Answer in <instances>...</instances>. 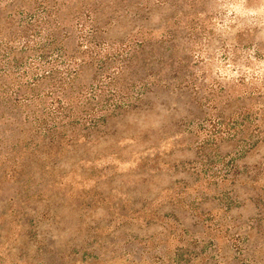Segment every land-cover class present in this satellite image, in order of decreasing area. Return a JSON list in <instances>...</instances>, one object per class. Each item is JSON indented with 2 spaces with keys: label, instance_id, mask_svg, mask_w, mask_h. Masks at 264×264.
Here are the masks:
<instances>
[{
  "label": "rangeland",
  "instance_id": "rangeland-1",
  "mask_svg": "<svg viewBox=\"0 0 264 264\" xmlns=\"http://www.w3.org/2000/svg\"><path fill=\"white\" fill-rule=\"evenodd\" d=\"M62 2L0 76V264H264V0Z\"/></svg>",
  "mask_w": 264,
  "mask_h": 264
},
{
  "label": "trees",
  "instance_id": "trees-1",
  "mask_svg": "<svg viewBox=\"0 0 264 264\" xmlns=\"http://www.w3.org/2000/svg\"><path fill=\"white\" fill-rule=\"evenodd\" d=\"M10 1L11 0H0V2L3 3L2 5H0V7H2L4 4H7ZM41 2H43L45 7H48V8L51 7L50 10L52 11V13L60 10L62 8V5H63L62 0H50L49 2L53 3V5H49L48 2H45V0L41 1ZM48 8H45L43 10V16L42 17H40L39 19L35 18V20H33V22H27V23H31L29 25L21 26V27L18 26L19 29L16 30L15 32H13V34L9 35V37L6 35H3L0 31V36L2 35L0 37V76L1 75L2 76H8V72H10V69H14L13 68L14 67L13 66L14 65L13 60L15 59V57L17 55L16 56L14 55V53H15L14 50L13 51L10 50L12 48V44L20 45L21 47H25V49L28 46V44H30V43H35L36 45H39L37 43L41 41L40 37H37L36 40H30L29 39L30 38L29 33L25 32L24 29H26V30L27 29H34L38 33H42L41 36L44 37V40L50 39V42H52L54 40V38L57 39V37L53 36L55 34V31L58 28L57 25H52V27L48 26L47 23H43V25H41V22H44L46 20V15L44 14V11L48 10ZM12 25H13V21H9V20H7V21L5 20L3 23V26L7 30L10 29L12 27ZM64 37L66 38V36H64ZM89 44L92 45L93 43L91 41H89ZM139 44H141V42ZM85 46L88 47V45H85ZM122 48L123 49L121 51H122V54H124L123 57L126 59L121 58V63L117 67V73H122V69H123L124 64H125L124 60H127L126 64L130 63V61L133 58L132 55H134V53L137 52V50L135 48H131V47H129V49H125L124 47H122ZM38 60L40 61V59H38ZM49 60H51V61H49ZM49 60L43 61V64H42V62L29 64L28 66L25 67V69H22V71H21L22 78H25L27 76L29 78V74H31L32 75V78L30 77V81H32L31 85L36 86L41 79L40 77L47 75L48 73L52 72L53 69H55L56 58H54V59L50 58ZM69 61L72 62V65L76 64L75 62H78L77 63L78 66H80L81 63H84V60L80 57H77V56L75 57L74 60L69 59ZM44 64H45V66H44ZM41 65H42V67H41ZM235 66H237V65H235ZM240 66L244 67V65H240ZM245 66L247 67V65H245ZM39 72H41V73H39ZM72 74H74V76H76L77 73H76L75 68H74V71ZM71 78H73V77L68 76V82L66 84V87L69 85ZM56 80L59 83V85H58L59 87L64 86V81H58V80H60V78L56 79ZM54 82H56V81H52V83H50V87H49L47 93L45 94L47 97L50 96L49 99H52L51 96L53 95L52 88L55 85ZM17 87H18V85H17ZM5 88H8V85L4 84L3 87L1 88V91L3 92V94H5V92L8 93V91H4ZM7 90H10V89L8 88ZM11 92H13V91H11ZM101 92H102L101 86H99L97 93L95 94L97 98L100 96ZM114 93H116V92H114ZM17 100L18 99L14 100V101L17 102ZM53 101H54V103L56 102L57 108H52V110L50 111L51 117H49V120L45 121V122H51L54 119V117H57L59 115H61L62 119H65L66 113H63L62 111H60V109H67V108L70 109L72 107L73 103L79 105V102L72 101V99L70 100L69 98L63 99L62 96H60L58 98V100H56V101L53 100ZM82 103L83 102H80V105ZM71 112H73V111L71 110ZM85 115H87V113H85Z\"/></svg>",
  "mask_w": 264,
  "mask_h": 264
}]
</instances>
